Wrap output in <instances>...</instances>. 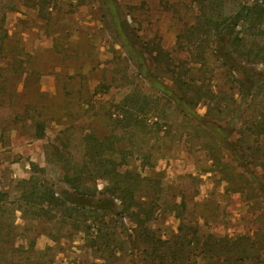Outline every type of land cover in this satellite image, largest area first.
I'll use <instances>...</instances> for the list:
<instances>
[{
  "label": "rangeland",
  "instance_id": "1",
  "mask_svg": "<svg viewBox=\"0 0 264 264\" xmlns=\"http://www.w3.org/2000/svg\"><path fill=\"white\" fill-rule=\"evenodd\" d=\"M256 1L0 0V264H264V92L244 100L234 88L207 22L220 19V4L230 22ZM236 30L231 49L250 66L264 23L241 19ZM143 64L169 86L184 65L185 78L214 87L196 111L223 128L235 122L228 142L240 160L155 90ZM255 68L264 74V63ZM120 104L133 112L129 125ZM110 159L124 162L116 179L133 195L97 181L118 215L94 246L96 232L73 218L19 209L32 176L60 192L66 173L86 178L102 163L112 169Z\"/></svg>",
  "mask_w": 264,
  "mask_h": 264
},
{
  "label": "trees",
  "instance_id": "2",
  "mask_svg": "<svg viewBox=\"0 0 264 264\" xmlns=\"http://www.w3.org/2000/svg\"><path fill=\"white\" fill-rule=\"evenodd\" d=\"M211 1L214 2L215 0H210V2ZM222 7L223 5L220 4L219 20L212 21L214 19L213 17H207L210 28L215 29V39H213L214 45L211 52L220 61L221 66L227 70L229 79L232 78V82L236 83V87L234 88H238L237 90L245 100L251 92L257 89L258 93L264 92V74L258 72L255 68V64L264 63V44L262 45V53H260L259 56L256 54L254 59L251 60L253 62H250L252 63L250 66L240 63L237 57L234 56L231 47L239 38L236 28L241 19L253 24L258 22L259 19L262 24L264 23V0H257L252 6H242V10H240L236 16H233L230 22H226ZM261 34L264 35V31H262ZM253 37L255 39L250 45L258 44V41H256L258 33H254ZM143 66L145 69L143 74L145 77L148 76L147 79L155 90L159 91L167 101L174 102L186 116L199 122L201 126L210 130L218 138L220 137L221 140L223 138L227 148H232L234 156L240 160L239 155H237V150L228 142L230 132L233 131L235 122L232 121L227 125V128H223V126L214 123V121L207 117L199 115L196 111L195 106L202 100L208 98L209 102H212L213 98L217 97L215 91L213 92L214 87L210 85H208L209 87L200 86L197 85L195 79L185 78L184 65L181 67V72L178 74L173 71L175 75H173L174 79L172 86L158 80L145 64H143ZM234 74L237 77H234ZM243 75L246 77L241 79ZM244 83H249L250 86L252 85L251 89L247 90ZM232 88L233 87H231V89ZM133 109H136L135 106ZM118 112L121 118H123L119 119L122 126L129 125L131 120L134 119L130 106L126 104L118 105ZM260 116L262 122L260 123L258 121V128L261 130V132H258V138L264 135V112ZM37 126L39 129L37 136L41 138L45 134V127L40 122ZM226 129L229 133L222 135L223 131H226ZM261 140L263 141L260 143L263 144L264 138L262 137ZM107 162L113 164L112 169L105 168L106 163H102L99 167L94 169V171L92 170L86 178L82 173H66L63 177V181L67 184L68 188L60 192L55 189V184H50L47 180L32 176L22 183L19 209L24 212V216H27L26 214L28 212H33L34 219L45 218L51 220L57 212L63 217L73 218L74 222L72 224L76 229H80L89 235L92 234V230L96 232V237L92 238L91 241L92 245L96 244V240L100 239V232L103 231L101 225H107V217L118 215V212L114 211L117 207L115 196L113 198L101 196L104 190L108 191L112 189L110 193H113L115 190H126V193L133 195V191L128 187L126 181L116 179L121 174L118 168L123 166L124 162H121L119 165H116L112 159L109 161L107 160ZM99 179L107 180L110 184L112 183L111 187L106 186L104 190H98L97 181ZM3 199L0 193V201ZM102 235L103 237H107L108 233H102Z\"/></svg>",
  "mask_w": 264,
  "mask_h": 264
}]
</instances>
